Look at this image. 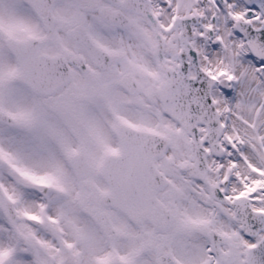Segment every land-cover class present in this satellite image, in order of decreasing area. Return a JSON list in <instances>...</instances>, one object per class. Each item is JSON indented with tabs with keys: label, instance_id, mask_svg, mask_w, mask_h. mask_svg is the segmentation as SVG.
Instances as JSON below:
<instances>
[{
	"label": "snow or ice",
	"instance_id": "6c2138e0",
	"mask_svg": "<svg viewBox=\"0 0 264 264\" xmlns=\"http://www.w3.org/2000/svg\"><path fill=\"white\" fill-rule=\"evenodd\" d=\"M0 264H264V0H0Z\"/></svg>",
	"mask_w": 264,
	"mask_h": 264
}]
</instances>
